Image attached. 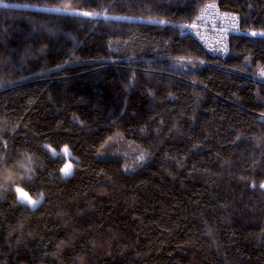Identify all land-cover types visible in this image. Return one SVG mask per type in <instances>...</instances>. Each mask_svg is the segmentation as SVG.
Here are the masks:
<instances>
[{"label": "trees", "instance_id": "obj_1", "mask_svg": "<svg viewBox=\"0 0 264 264\" xmlns=\"http://www.w3.org/2000/svg\"><path fill=\"white\" fill-rule=\"evenodd\" d=\"M0 3V264H264V0Z\"/></svg>", "mask_w": 264, "mask_h": 264}, {"label": "built area", "instance_id": "obj_2", "mask_svg": "<svg viewBox=\"0 0 264 264\" xmlns=\"http://www.w3.org/2000/svg\"><path fill=\"white\" fill-rule=\"evenodd\" d=\"M179 28L182 34L195 38L209 53L220 57L229 53L232 34L242 32L240 17L221 9L216 1L205 4L192 22Z\"/></svg>", "mask_w": 264, "mask_h": 264}, {"label": "snow or ice", "instance_id": "obj_3", "mask_svg": "<svg viewBox=\"0 0 264 264\" xmlns=\"http://www.w3.org/2000/svg\"><path fill=\"white\" fill-rule=\"evenodd\" d=\"M74 0H66V6L64 7H58V8H52V9H46L47 11H52V12H56V13H62L65 14L67 16H83V17H92V16H98L100 15V13H92L89 11H82L79 8H74L73 5ZM12 5L9 4H5V3H0V7H10ZM209 7H211V5H209ZM193 27H195V25H193ZM253 36L256 35H261L264 36V32L261 33H256L253 32L251 33ZM260 75L264 76V70L261 71ZM63 154H67L68 153V149L64 148L62 150ZM52 154L56 155L55 150H52ZM62 171L64 172L65 176H69L71 175V166L70 165H66ZM253 187H256L255 184L252 185ZM260 188H264V184L259 185ZM16 191L18 193V198L20 199V202L22 203H28L31 204L33 206H35L39 201L38 200H32L27 193H24L23 190L19 187L16 188ZM42 199V197H41Z\"/></svg>", "mask_w": 264, "mask_h": 264}, {"label": "rangeland", "instance_id": "obj_4", "mask_svg": "<svg viewBox=\"0 0 264 264\" xmlns=\"http://www.w3.org/2000/svg\"><path fill=\"white\" fill-rule=\"evenodd\" d=\"M48 147H49V149L51 150V152H52V150H55V153H56V154H58V153L63 154V153H62V150H63L64 148H67V149H68V153H67V154H63V155L66 157V162H65L63 168H64L66 165H70V166H71V173H72V172H73V169H74V159H76L77 157L71 152L70 148H69L67 145L63 146V147L61 148V150H56L55 148H53V147H51V146H48ZM63 168H62V169H63ZM62 175L65 176L63 171H62ZM17 187H19V186H16V188H17ZM19 188H21V187H19ZM21 189H22V188H21ZM22 190H23L24 193H27V195H28L32 200H38V201L40 202V199H35V198H33L32 196H30V195L28 194L27 191H25L24 189H22ZM39 202H38V203H39ZM38 203H37L35 206H37ZM27 204H28V203H27ZM28 205L31 206V207H35V206L31 205V204H28Z\"/></svg>", "mask_w": 264, "mask_h": 264}, {"label": "clouds", "instance_id": "obj_5", "mask_svg": "<svg viewBox=\"0 0 264 264\" xmlns=\"http://www.w3.org/2000/svg\"><path fill=\"white\" fill-rule=\"evenodd\" d=\"M73 4H74V2H73ZM73 6V5H72Z\"/></svg>", "mask_w": 264, "mask_h": 264}]
</instances>
